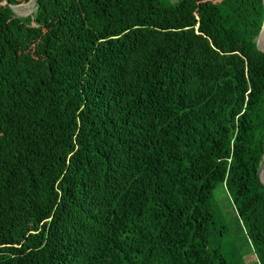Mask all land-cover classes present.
Returning a JSON list of instances; mask_svg holds the SVG:
<instances>
[{
    "label": "trees",
    "instance_id": "obj_1",
    "mask_svg": "<svg viewBox=\"0 0 264 264\" xmlns=\"http://www.w3.org/2000/svg\"><path fill=\"white\" fill-rule=\"evenodd\" d=\"M0 0V264H264V0Z\"/></svg>",
    "mask_w": 264,
    "mask_h": 264
},
{
    "label": "rangeland",
    "instance_id": "obj_2",
    "mask_svg": "<svg viewBox=\"0 0 264 264\" xmlns=\"http://www.w3.org/2000/svg\"><path fill=\"white\" fill-rule=\"evenodd\" d=\"M177 1V0H172ZM14 12L20 17H28L36 11V2L22 3L13 7ZM258 46L264 51V37L258 38ZM260 173V180L264 185V160ZM217 224L225 226L228 233L224 240V253L231 264H256V257L248 243L245 228L239 218L236 208L229 193L222 186L217 187L214 197Z\"/></svg>",
    "mask_w": 264,
    "mask_h": 264
},
{
    "label": "water",
    "instance_id": "obj_3",
    "mask_svg": "<svg viewBox=\"0 0 264 264\" xmlns=\"http://www.w3.org/2000/svg\"><path fill=\"white\" fill-rule=\"evenodd\" d=\"M35 2H36V0H35ZM11 9L13 10V7H12V6H11ZM13 11H14V10H13ZM261 36H263V34H261ZM261 36H260V37H261ZM263 37H264V36H263ZM263 160H264V158H263ZM262 168H263V167L261 166V168L259 169V176H260V173H261V171H262ZM259 180H260V178H259ZM260 183H262L261 180H260ZM263 186H264V185H263Z\"/></svg>",
    "mask_w": 264,
    "mask_h": 264
}]
</instances>
